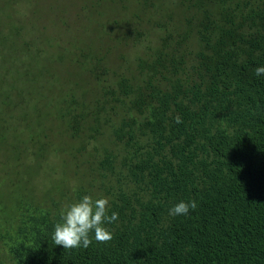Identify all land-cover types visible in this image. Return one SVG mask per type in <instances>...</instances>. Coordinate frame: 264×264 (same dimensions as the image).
I'll return each instance as SVG.
<instances>
[{"label": "trees", "instance_id": "obj_1", "mask_svg": "<svg viewBox=\"0 0 264 264\" xmlns=\"http://www.w3.org/2000/svg\"><path fill=\"white\" fill-rule=\"evenodd\" d=\"M116 2L95 53L42 58L19 23L0 32L20 62L0 76V264H264V0ZM85 195L118 213L113 239L63 249L55 225Z\"/></svg>", "mask_w": 264, "mask_h": 264}, {"label": "rangeland", "instance_id": "obj_2", "mask_svg": "<svg viewBox=\"0 0 264 264\" xmlns=\"http://www.w3.org/2000/svg\"><path fill=\"white\" fill-rule=\"evenodd\" d=\"M134 1L123 0L120 5L133 10L135 8ZM118 10L119 3L112 4L111 0H0V32L3 34L7 28L15 26L14 23H19L22 28L21 34L26 28L31 31L33 37L31 49L38 50L37 54H41L42 58H51L58 53L65 54L66 48H73L71 42L79 44L84 51L92 50L91 52L95 53L107 44V35L100 22L110 20L108 16ZM119 49V46H113L112 53H117ZM0 55L6 58V61L3 58L0 62V76L5 73V67L8 69L20 67V62L8 60L9 47L5 42H0ZM15 55H19L18 49H15ZM51 65L56 67L54 62ZM50 74H52L51 71L41 72L45 81H50L49 87L54 88L55 85L51 84ZM45 100L46 98L41 95L29 98L26 94L18 96V93H12L10 102L12 105L26 109L36 103H43ZM40 109L41 112L48 110L46 106H42ZM15 117L25 118L18 114ZM31 120L33 121V118ZM8 131H10V127L1 133L5 139L11 134L7 133ZM6 150L4 144L0 143V199L4 200L8 198L5 185L8 178L14 175L13 163L8 159L10 152L9 150L6 152ZM18 168L21 170L22 166L20 165ZM23 172L25 173V170L21 171L22 177L24 176Z\"/></svg>", "mask_w": 264, "mask_h": 264}, {"label": "clouds", "instance_id": "obj_3", "mask_svg": "<svg viewBox=\"0 0 264 264\" xmlns=\"http://www.w3.org/2000/svg\"><path fill=\"white\" fill-rule=\"evenodd\" d=\"M255 75H264V67H257ZM180 122V118H176ZM197 207L196 201L179 202L169 209L170 216L186 215L190 209ZM109 201L107 198L93 200L91 196H83L76 203L67 206L61 216L60 223L55 225L52 240L63 249L87 248L92 243L90 234L98 243H108L113 234L105 227L118 219V213L108 214Z\"/></svg>", "mask_w": 264, "mask_h": 264}]
</instances>
